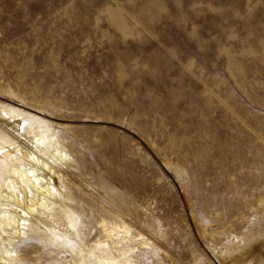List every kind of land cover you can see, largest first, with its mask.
<instances>
[{"label":"rangeland","instance_id":"rangeland-1","mask_svg":"<svg viewBox=\"0 0 264 264\" xmlns=\"http://www.w3.org/2000/svg\"><path fill=\"white\" fill-rule=\"evenodd\" d=\"M26 167L53 215L28 209ZM11 249L0 264H264V0H0Z\"/></svg>","mask_w":264,"mask_h":264},{"label":"bare ground","instance_id":"bare-ground-1","mask_svg":"<svg viewBox=\"0 0 264 264\" xmlns=\"http://www.w3.org/2000/svg\"><path fill=\"white\" fill-rule=\"evenodd\" d=\"M8 113L10 114L9 116L10 117H17L19 115L18 112H13L12 110H8ZM2 116H5V113L2 111ZM9 117V118H10ZM13 122V121H12ZM43 122L41 121H37L36 126H33L32 128V132L34 133L35 135V140L36 142L38 143H42L43 139L46 140L45 138H47L48 140V137L51 135V134H47L43 131V129L40 127V125L42 124ZM8 125H11L14 129H18L19 125H20V122H14V123H11V124H8ZM30 131V130H29ZM52 136V135H51ZM45 145V149L46 150H50V149H53L55 152H57L61 157L65 158V155H63L61 153V151L57 150L55 147H53V144L49 143V142H46V144L44 143ZM25 156L27 158H31L32 161H36V159L33 157V155L31 154H28V153H24ZM40 164L42 166H46L45 163H41ZM38 172V169L37 168H34V167H26V168H21V174L23 173L24 176H20V179L22 181V184L26 187V189L30 188L29 185L33 186V187H37V188H42V194H38L34 197V205H29L28 206V209L36 214L38 213H48V214H52L53 213H56L58 211L57 209V204L59 203V199L57 197V191H55L51 184L50 183H45L44 182V177H41L39 175H37L36 173ZM22 174V175H23ZM31 174V175H30ZM54 174V173H53ZM55 174L57 175V173L55 172ZM33 179V180H32ZM30 182H32L30 184ZM8 188L13 192V193H16L17 195V190L15 188V182L14 180H8L7 181V184ZM2 213V212H1ZM65 214H67V212H65ZM3 215L5 217V220L7 222V225L10 224V222H14L17 224V228L15 229V232L19 233L21 232V228L23 227L21 224L23 223L22 219L18 217H13V213L9 212V211H5L3 212ZM12 220V221H11ZM30 227H32V225H30ZM107 230V236L110 237L112 236V231ZM101 243V241H100ZM100 246H104V244L100 245ZM12 249L11 250H4L3 254L5 256L8 257L5 258L2 257L0 258L2 261H6V260H9V259H12ZM112 258L109 257V256H105V257H101L98 262L99 264H107L106 262L110 261Z\"/></svg>","mask_w":264,"mask_h":264}]
</instances>
